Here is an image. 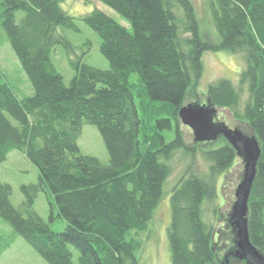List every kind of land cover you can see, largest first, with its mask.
Returning a JSON list of instances; mask_svg holds the SVG:
<instances>
[{
    "label": "trees",
    "instance_id": "1",
    "mask_svg": "<svg viewBox=\"0 0 264 264\" xmlns=\"http://www.w3.org/2000/svg\"><path fill=\"white\" fill-rule=\"evenodd\" d=\"M61 1L1 0V26L33 94L19 99L6 82H0V161L9 150H20L36 165L38 181L21 185L19 206L11 202V185L0 181V217L12 229L0 235V254L20 236L49 264H138L137 236L147 229L161 199L171 172L169 159L184 148L178 110L188 87L201 75L202 52L225 49L242 53L245 66L237 85L227 78L210 83L207 103L244 120L256 139L246 228L264 258V0H208L219 42L200 36L192 0H100L130 28L99 9L81 15L100 37L99 50L108 68L87 64L82 55L69 57L74 74L68 84L51 54L59 45L72 49L58 28L78 26ZM131 74L137 75L144 90L140 98ZM243 90L247 99L240 108ZM153 101L163 103L153 106ZM163 113L169 116L157 117ZM172 119L174 138L166 141L162 130L172 128ZM84 123L97 127L109 154L108 165L80 151L77 140ZM196 150L189 152L190 162L171 190L170 262L249 263L254 256L236 255L231 210L227 247L221 254L212 221L219 209L217 178L237 156L236 148L223 138L217 147L202 149L206 162L202 171L192 168ZM41 190L66 220L63 230L52 229L34 209ZM207 207L212 219L204 218ZM131 230L135 237L127 239Z\"/></svg>",
    "mask_w": 264,
    "mask_h": 264
},
{
    "label": "rangeland",
    "instance_id": "2",
    "mask_svg": "<svg viewBox=\"0 0 264 264\" xmlns=\"http://www.w3.org/2000/svg\"><path fill=\"white\" fill-rule=\"evenodd\" d=\"M198 14L199 33L203 38L219 42L221 37L215 28L207 4L208 0H192ZM60 6L70 15L76 17L78 30H71L59 27L58 31L66 35L72 44V49L68 50L64 46H56L52 51L51 58L56 69L61 73L63 81L68 84L72 78L74 71L70 66L68 58L75 55H82V60L87 64L100 69L108 68L107 59L99 50L100 37L91 29L80 16L93 10L99 9L105 14L119 21L125 27L130 28L129 23L117 11L104 4L100 0H63ZM1 10V0H0ZM22 12H18L17 16H21ZM202 72L195 83H192L185 94L183 106L190 103L205 104L207 103V88L210 83L215 82L219 78H227L235 85L238 83L239 73L245 66V60L242 53H232L225 49L205 50L201 54ZM131 83L135 85L134 91L136 98H140L143 89L139 84L136 74L129 77ZM0 82H6L13 90L17 98H23L33 94L31 85L24 73L16 55L14 54L9 42L6 39L4 30L0 23ZM247 99V92L243 90L239 102L242 108ZM162 101H153L151 105H162ZM215 107V106H214ZM3 114L14 123V120L8 112ZM166 113L157 117H167ZM215 128L218 122L224 123L231 129H240L245 134H251V130L244 120L235 118L231 111L226 108L215 107ZM172 128L163 129L162 132L166 141L174 138L175 121L172 119ZM220 125V123H219ZM200 126V125H199ZM178 128L181 132L184 148L177 150L169 159L168 165L171 168L169 176L163 183V193L158 204L154 208L153 217L147 224V229L142 231L137 238L140 240V246L136 250V258L138 264H171L170 250L167 236V228L171 220L170 195L172 187L177 179L181 177L187 168L192 149L196 150L194 155L193 169L202 171L206 169V162L202 158L201 150L211 147H217L223 142L225 137L223 133L213 139H205L204 142H195L192 127L182 122L178 117ZM198 131L199 128H196ZM215 129H202L199 134L211 135ZM198 134V135H199ZM226 138V137H225ZM78 147L83 154L95 156L104 164H109V154L103 142V139L94 124L84 123L82 125L81 134L77 140ZM192 152V151H191ZM243 161L241 157L235 156L228 170L217 178V197L216 203L219 209L216 216L212 219L213 213L207 207L204 218L212 219L215 223L217 231L216 241L219 242L220 254L227 247V230L226 223L229 222V212L231 205L235 199L234 191L243 172ZM0 181L7 182L12 187L11 202L14 206H19L23 195L21 185L28 183H36L38 181V169L36 165L30 161L18 149H11L7 152L4 160L0 161ZM34 209L54 230H63L67 223L66 220L57 215V209L53 204V209L49 203V199L45 191H40L35 199ZM54 215L51 217V212ZM205 218V219H206ZM12 232L11 226L0 217V235H7ZM134 230L127 233V239L134 236ZM77 253L74 251V260ZM0 264H49L47 263L22 237L16 236L14 242L0 254Z\"/></svg>",
    "mask_w": 264,
    "mask_h": 264
},
{
    "label": "water",
    "instance_id": "3",
    "mask_svg": "<svg viewBox=\"0 0 264 264\" xmlns=\"http://www.w3.org/2000/svg\"><path fill=\"white\" fill-rule=\"evenodd\" d=\"M215 114V107L207 105H200L197 103H190L188 106H182L178 110V117H181L182 122L186 123L188 126L192 127L194 140L202 141L205 139H215L221 132L225 137H228L230 133L234 136V142H240V146L237 148V153L242 155L245 170L242 181L237 185L235 190V196L237 199L233 202L231 215L232 225H234L236 230V255L243 259L245 255L254 256L251 262L246 264H264V258L255 247L251 244L246 228V214L248 210L247 206V196L249 193V188L255 174V160L258 153L257 142L254 135L246 137L238 129H233L231 131L224 124L215 125L211 124L210 117ZM200 125V126H199ZM196 128H199L197 131ZM215 129V132L211 135H201L199 134L202 129L209 130ZM199 134V135H198ZM237 145H239L237 143ZM235 147V146H234Z\"/></svg>",
    "mask_w": 264,
    "mask_h": 264
},
{
    "label": "flooded vegetation",
    "instance_id": "4",
    "mask_svg": "<svg viewBox=\"0 0 264 264\" xmlns=\"http://www.w3.org/2000/svg\"><path fill=\"white\" fill-rule=\"evenodd\" d=\"M200 105H206V103L205 104H200ZM214 118H215V114L213 115V116H211L209 119H210V122H211V124H215V120H214ZM218 125H219V123H218ZM218 125H217V127H218ZM228 129H230L231 131H233V129H231V128H229L228 127ZM234 129H236V128H234ZM242 134H243V136L245 135L246 137H249V134H245V133H243V132H241ZM227 138V140H228V142L232 145V146H235V148H236V150H237V148L240 146V142H238V141H236V142H234V136L230 133V135L228 136V137H226ZM194 141H196V140H194ZM197 142V141H196ZM237 143L239 144V145H237ZM237 152V151H236ZM237 156H242V155H239V153H237ZM243 166H244V170H245V164H243ZM243 176H244V172H243V175H242V177L240 178V180H239V182H241L242 181V179H243ZM235 196V195H234ZM237 199V197L235 196V199H234V201Z\"/></svg>",
    "mask_w": 264,
    "mask_h": 264
},
{
    "label": "bare ground",
    "instance_id": "5",
    "mask_svg": "<svg viewBox=\"0 0 264 264\" xmlns=\"http://www.w3.org/2000/svg\"><path fill=\"white\" fill-rule=\"evenodd\" d=\"M227 140V138H225ZM228 141V140H227ZM202 142H204V140H202ZM233 205V204H232ZM232 205H231V210H232Z\"/></svg>",
    "mask_w": 264,
    "mask_h": 264
}]
</instances>
